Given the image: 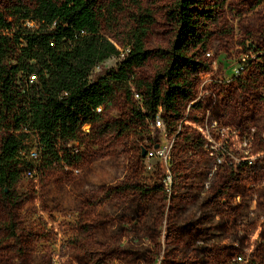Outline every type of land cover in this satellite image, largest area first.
Masks as SVG:
<instances>
[{"label":"rangeland","instance_id":"obj_1","mask_svg":"<svg viewBox=\"0 0 264 264\" xmlns=\"http://www.w3.org/2000/svg\"><path fill=\"white\" fill-rule=\"evenodd\" d=\"M207 1L218 16L210 23L211 55L202 54L212 69L206 81L199 78L194 103L183 108L182 120L177 126L164 120L165 127L155 128L137 115L131 92L116 87L101 112L117 129L85 136L78 167L57 166L24 177L18 188L25 197L21 204L0 202V264H264V0H225L220 7L222 0ZM14 2L0 0V10ZM173 3L122 0L103 22L124 51L137 28L136 16L153 13L155 22L145 37L152 56L137 70L144 80L167 64L177 34L168 16ZM119 60L111 57L95 71ZM240 65L245 66L240 76L215 81L217 75L231 79ZM207 110L250 140L248 160L241 151L240 173L219 166L209 188L205 181L214 159L199 129ZM165 131L174 137L171 198L160 187L158 159L149 166L142 156V147ZM224 200L227 206L216 217L215 208ZM226 217L232 220L225 229L228 224L236 228L232 240L223 234L228 230H220Z\"/></svg>","mask_w":264,"mask_h":264},{"label":"trees","instance_id":"obj_2","mask_svg":"<svg viewBox=\"0 0 264 264\" xmlns=\"http://www.w3.org/2000/svg\"><path fill=\"white\" fill-rule=\"evenodd\" d=\"M121 3L16 0L0 10V202L21 204L25 197L18 188L24 177L57 166L78 167L85 136L117 129L98 111L110 103L116 87L142 95V103L137 101L141 118L152 122L160 113L171 126L196 98L200 74L212 69L202 54L209 46L210 23L218 17L213 4L174 0L168 16L176 39L166 66L147 81L137 70L152 56L145 37L155 19L151 12L137 15V28L122 51L103 25ZM111 57L120 60L95 71Z\"/></svg>","mask_w":264,"mask_h":264},{"label":"built area","instance_id":"obj_3","mask_svg":"<svg viewBox=\"0 0 264 264\" xmlns=\"http://www.w3.org/2000/svg\"><path fill=\"white\" fill-rule=\"evenodd\" d=\"M207 55L210 56L211 52H207ZM244 68L245 66L242 65L236 68V72L231 79L217 75L215 81L217 83H224L229 80H233L241 75ZM208 74L210 73L205 71L200 74L199 78H201L203 81H206L204 77ZM133 95L139 103H142V95L139 92L134 91ZM193 103L194 100L190 101V105ZM101 110L102 107L98 108V111ZM152 123L154 124V127L158 129L165 127L164 119L160 113H158L153 118ZM199 129L201 131V140L204 144L205 150L208 152V156L214 159V167H212L208 172V176L205 181V187L209 188L213 176L215 175L219 166L225 167L227 171L229 170L235 175L239 174L242 170V160H244L241 158V151L244 152L242 155L246 157L245 160H248L247 153L250 151L249 136L242 138L243 135L240 129H235L229 125L223 124L220 119L214 118L210 115V110H207L206 113L205 126L199 124ZM157 144L158 147H156ZM173 146L174 137L171 136L168 131H165L160 139H157L149 146H145L147 153L144 156V160L149 164V166H151L153 159H158L163 172L161 186L168 198H171L175 192V179L172 172ZM241 148H243V150H241ZM33 155H36V153L33 152ZM249 160L252 161V159ZM235 198L236 201L239 200V196H236ZM227 203L228 202L224 200L218 204V206L215 208L216 217L219 216L220 210L227 206Z\"/></svg>","mask_w":264,"mask_h":264},{"label":"crops","instance_id":"obj_4","mask_svg":"<svg viewBox=\"0 0 264 264\" xmlns=\"http://www.w3.org/2000/svg\"><path fill=\"white\" fill-rule=\"evenodd\" d=\"M227 219V220H226ZM226 219H224V221L220 224V230L222 229H224V231H227L228 230V233L227 234H225V233H223L224 234V236H232V238L230 239V237H229V239L230 240H232L233 238H235V234H236V228L234 227V225L233 226H231V225H229L228 224V228L229 229H225V223H227V221H229V220H232V218H228V217H226ZM226 220V221H225ZM222 230H221V232H222ZM223 236V235H222Z\"/></svg>","mask_w":264,"mask_h":264},{"label":"water","instance_id":"obj_5","mask_svg":"<svg viewBox=\"0 0 264 264\" xmlns=\"http://www.w3.org/2000/svg\"><path fill=\"white\" fill-rule=\"evenodd\" d=\"M156 147H158V144L156 145ZM146 153H147V149L144 147L142 149V156L144 157L146 155Z\"/></svg>","mask_w":264,"mask_h":264}]
</instances>
